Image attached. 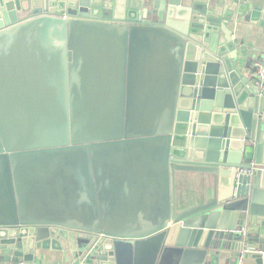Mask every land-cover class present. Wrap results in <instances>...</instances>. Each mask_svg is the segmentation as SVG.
<instances>
[{
	"label": "water",
	"instance_id": "95a60500",
	"mask_svg": "<svg viewBox=\"0 0 264 264\" xmlns=\"http://www.w3.org/2000/svg\"><path fill=\"white\" fill-rule=\"evenodd\" d=\"M208 5L0 0V264H264V81L228 27L264 1ZM145 187L156 223L99 221Z\"/></svg>",
	"mask_w": 264,
	"mask_h": 264
},
{
	"label": "crops",
	"instance_id": "0c3cea01",
	"mask_svg": "<svg viewBox=\"0 0 264 264\" xmlns=\"http://www.w3.org/2000/svg\"><path fill=\"white\" fill-rule=\"evenodd\" d=\"M243 0H209L208 10L215 13V18L223 22L228 16L231 15V8L235 4L242 3ZM255 4H260L264 0H247ZM238 9L233 13V17L229 22L228 27L234 33V41L242 47V58L241 65L243 72L246 76L254 79L255 82L258 81L257 75L255 73V62L264 55V32L259 31L258 28L251 26L250 24L244 21V18H238L236 15ZM235 16V17H234ZM237 17V20H236ZM249 66V68H248ZM128 190H131L130 187H126ZM119 189L113 186H107L106 191L113 193ZM138 192H147L148 197L140 198L136 200L132 207L126 199L122 198H110L111 203L105 206V209L109 212L101 213L99 215V221L104 223H124V224H148L156 223L157 219L160 217V214H157L155 211L157 209V199L155 188L144 189H132ZM133 210V211H131ZM89 221L93 219L89 218ZM151 247L141 246L138 248V253L134 251V246H126L124 248V257L127 264H143L150 256ZM16 261V260H15ZM39 261V259L37 260ZM42 264H48L45 260L41 261ZM30 264V263H29ZM245 264H255L251 259H247Z\"/></svg>",
	"mask_w": 264,
	"mask_h": 264
},
{
	"label": "built area",
	"instance_id": "2783aa9c",
	"mask_svg": "<svg viewBox=\"0 0 264 264\" xmlns=\"http://www.w3.org/2000/svg\"><path fill=\"white\" fill-rule=\"evenodd\" d=\"M254 67H255V73L257 75L258 81L259 82L264 81V55L255 62ZM246 252L247 250L242 251L241 256L239 258L240 264L243 263ZM6 264H29V263L25 261L16 260V261L6 263Z\"/></svg>",
	"mask_w": 264,
	"mask_h": 264
}]
</instances>
